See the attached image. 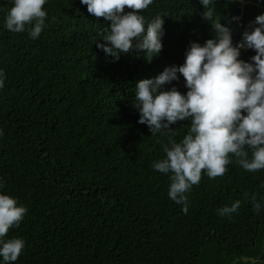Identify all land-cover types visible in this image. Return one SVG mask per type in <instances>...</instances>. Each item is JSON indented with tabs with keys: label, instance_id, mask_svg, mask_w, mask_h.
Listing matches in <instances>:
<instances>
[{
	"label": "trees",
	"instance_id": "trees-1",
	"mask_svg": "<svg viewBox=\"0 0 264 264\" xmlns=\"http://www.w3.org/2000/svg\"><path fill=\"white\" fill-rule=\"evenodd\" d=\"M0 264H264V0H0Z\"/></svg>",
	"mask_w": 264,
	"mask_h": 264
}]
</instances>
